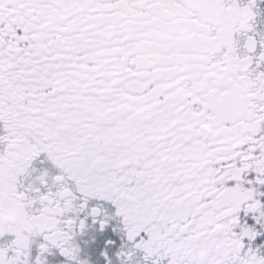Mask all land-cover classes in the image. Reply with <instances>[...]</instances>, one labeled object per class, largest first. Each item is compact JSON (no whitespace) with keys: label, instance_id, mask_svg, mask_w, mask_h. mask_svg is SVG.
I'll use <instances>...</instances> for the list:
<instances>
[{"label":"snow or ice","instance_id":"snow-or-ice-1","mask_svg":"<svg viewBox=\"0 0 264 264\" xmlns=\"http://www.w3.org/2000/svg\"><path fill=\"white\" fill-rule=\"evenodd\" d=\"M0 264H264V0H0Z\"/></svg>","mask_w":264,"mask_h":264}]
</instances>
